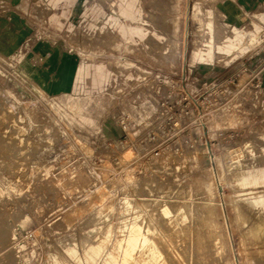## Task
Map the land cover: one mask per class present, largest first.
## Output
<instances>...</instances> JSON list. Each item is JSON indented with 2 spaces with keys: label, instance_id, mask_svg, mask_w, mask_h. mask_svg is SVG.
<instances>
[{
  "label": "rangeland",
  "instance_id": "obj_1",
  "mask_svg": "<svg viewBox=\"0 0 264 264\" xmlns=\"http://www.w3.org/2000/svg\"><path fill=\"white\" fill-rule=\"evenodd\" d=\"M145 1L0 0V114L16 110L0 120V179L17 185L0 182V264H41L66 235L79 247L100 208L144 211L178 182L199 189L186 201L213 213L220 252L172 236L175 264H254L237 211L258 189L236 174L264 169V0ZM63 95L102 98L94 124L59 117L49 100Z\"/></svg>",
  "mask_w": 264,
  "mask_h": 264
},
{
  "label": "bare ground",
  "instance_id": "obj_2",
  "mask_svg": "<svg viewBox=\"0 0 264 264\" xmlns=\"http://www.w3.org/2000/svg\"><path fill=\"white\" fill-rule=\"evenodd\" d=\"M119 1L130 13H137L139 0ZM145 8L153 9L151 1H145ZM257 19L264 27V13ZM108 39L106 36L99 39V42L103 45L108 42ZM175 47H177V43H175ZM142 74L149 76L148 71L144 69ZM58 86L54 88L60 90L61 87ZM102 100V98L94 99L91 96L75 98L63 95L49 100V107L69 125L74 124L78 128L84 129L94 124ZM13 114H16V110L12 106H7L5 111L0 114V120L4 124L6 116ZM23 114L30 123L37 121L35 108H25ZM148 116L149 112L146 111L144 118ZM23 121L22 117H17V120L13 119L12 125L17 126ZM2 125L0 131L4 138L7 135V127L1 129ZM259 136L264 141V125ZM4 145L6 142L0 141V165L9 160ZM23 145L24 141L18 139L15 146L22 147ZM261 150L264 154V148ZM17 153L20 156L23 155V151ZM0 182H4L3 185L12 191L17 188V185L9 186V181L6 179L1 178ZM236 184L240 187H254L259 190H256L252 196L254 198L248 200L237 212L245 228L242 232V235L246 237L245 242L250 241L253 247L251 253L254 264H263L264 169L260 167V170L257 171L239 172L236 174ZM4 186L0 184V199L6 196L7 190L4 189ZM198 190L191 187L185 188L178 182L168 190L166 201L145 202L142 207L145 209L144 211L138 207L134 209L129 201L124 199L115 220L111 219L112 212H104V208H100L88 218V226L96 228L94 238L80 240L78 247L74 244V237L66 235L53 249L48 248L41 264H175L174 258L169 255L170 248L172 246L175 248L174 241L171 240L172 236L176 237V243L189 244L193 250L199 246L198 251L210 252L213 250L214 254H218L220 252L217 248L218 240L213 233L217 227L213 221V213L204 210L202 205L186 201L187 198L196 197ZM202 192L205 194L204 189ZM206 196H210V194L206 192ZM164 234L167 238L164 237ZM112 235H114V240L110 245L108 240ZM14 237L12 236L13 240ZM24 264L27 263L24 262Z\"/></svg>",
  "mask_w": 264,
  "mask_h": 264
},
{
  "label": "crops",
  "instance_id": "obj_3",
  "mask_svg": "<svg viewBox=\"0 0 264 264\" xmlns=\"http://www.w3.org/2000/svg\"><path fill=\"white\" fill-rule=\"evenodd\" d=\"M22 27H24V25L22 24ZM68 89H70V90H81L82 88L81 87H77V86H71V87H69ZM85 89H88V88H85Z\"/></svg>",
  "mask_w": 264,
  "mask_h": 264
}]
</instances>
